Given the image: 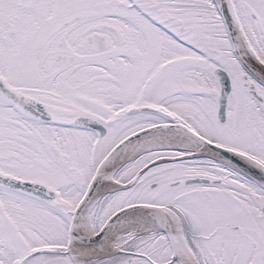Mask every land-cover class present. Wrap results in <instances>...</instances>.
<instances>
[{
    "label": "snow or ice",
    "instance_id": "snow-or-ice-1",
    "mask_svg": "<svg viewBox=\"0 0 264 264\" xmlns=\"http://www.w3.org/2000/svg\"><path fill=\"white\" fill-rule=\"evenodd\" d=\"M0 264H264V0H0Z\"/></svg>",
    "mask_w": 264,
    "mask_h": 264
}]
</instances>
